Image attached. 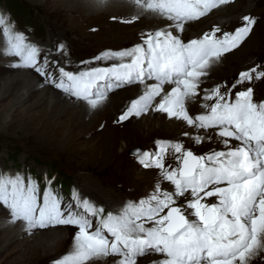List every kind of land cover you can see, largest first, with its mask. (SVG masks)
Segmentation results:
<instances>
[{
  "label": "snow or ice",
  "instance_id": "obj_1",
  "mask_svg": "<svg viewBox=\"0 0 264 264\" xmlns=\"http://www.w3.org/2000/svg\"><path fill=\"white\" fill-rule=\"evenodd\" d=\"M233 2L127 0L135 14L112 20L133 23L150 13L171 23L142 33L140 44L98 57L117 63L78 73L59 66L50 54L41 57L40 49L0 13L4 38L0 51L17 59L14 67L34 71L44 83L91 109L114 89L142 84L143 93L116 123L152 110L197 131L215 130L225 149L196 154L181 140L155 141V150L135 149L138 162L146 169H158L172 190L157 182L146 197L127 201L115 212H105L75 189L65 201L51 181L41 190L31 175L0 171V207L9 212L10 223L22 222L29 234L56 226L77 229L72 251L53 264H92L109 257L118 258L113 264H137L138 258L149 254L163 257L153 264H250L264 253V101L254 100L251 86L232 94L238 86L264 79V70L257 65L241 71L230 87L225 82L202 88L221 57L249 37L256 20L245 15L242 26L220 36L219 27L187 42L181 36L188 22ZM64 51L63 44L57 46V54ZM197 97L205 102L201 105L205 111L193 116L186 102ZM205 138L194 135L192 140L198 145ZM230 141L238 145L232 147ZM168 156L175 167L165 164ZM180 198L184 203H179Z\"/></svg>",
  "mask_w": 264,
  "mask_h": 264
},
{
  "label": "rangeland",
  "instance_id": "obj_2",
  "mask_svg": "<svg viewBox=\"0 0 264 264\" xmlns=\"http://www.w3.org/2000/svg\"><path fill=\"white\" fill-rule=\"evenodd\" d=\"M12 6L16 10L11 12ZM0 13L15 24L16 31L27 36L29 43L40 49L41 57L50 54V59L58 60L59 66L74 73L117 63L98 57L106 51L140 44L142 33L149 30L140 20L121 23L109 18L124 29L110 26L104 31H95L85 28L86 18L63 13L58 6H45L43 0H0ZM245 15L256 20L251 34L238 48L221 57L217 63L219 71L206 79L203 88L225 82L230 87L241 71L257 65L264 70V0H234L198 21L187 23L188 28L181 34L185 42L201 38L215 27L221 30L217 36L234 32L242 26ZM94 33L96 36H92ZM60 44L65 48L63 54L56 52ZM3 47L0 29V49ZM16 63L15 57L0 51V171L31 175L41 190L51 181V186L65 201L75 189L82 197L104 207L105 212H115L127 201L146 197L157 182L162 189L171 191L172 186L162 180L158 169L144 168L133 155L137 148L155 150L158 140H181L185 148L196 154L225 150L215 130H209V134L197 131L183 121L152 110L116 123L137 94L143 93L142 84L114 89L96 109H91L86 102L76 101L44 83L34 71L14 67ZM248 86L254 89L257 103L264 101V79L238 86L233 89V97L236 91ZM29 90L32 96L23 100ZM201 97L196 101H201ZM199 107L200 103H196L187 108L189 114L195 116L205 111ZM194 135L206 138L197 145L192 140ZM208 136L212 139L208 140ZM165 164L176 166L171 156L166 157ZM179 203H184L183 198ZM21 226L24 227L22 222L10 223L9 212L0 207V264H53L73 249L77 231L74 227L36 229L29 234L20 233ZM162 258L160 254H149L138 258L137 264H153ZM115 259L118 258H104L92 264H113ZM250 264H264V253L253 258Z\"/></svg>",
  "mask_w": 264,
  "mask_h": 264
},
{
  "label": "bare ground",
  "instance_id": "obj_3",
  "mask_svg": "<svg viewBox=\"0 0 264 264\" xmlns=\"http://www.w3.org/2000/svg\"><path fill=\"white\" fill-rule=\"evenodd\" d=\"M43 2L45 6L51 4L53 6L60 7L63 13H67L69 15H75L76 17H80V18H83V17L86 18L83 21V24H85L86 26L85 28L87 27L92 28L95 31L101 30V29L102 31H104V29H107L110 26H115L116 29H120V28L124 29V27L118 26L119 24L118 22L114 23V21H111V19L109 20V18L113 16H117L120 18L127 19L135 14V10L131 6L128 5L127 0H43ZM137 20H140L141 24H143L144 27L147 25L146 28L149 29L148 31H155L157 29L164 28V26L170 24V22L167 21L166 19L160 18L150 13H144L143 15H140V17ZM92 23L97 24V26L93 25ZM117 26L120 28H118ZM187 28L188 26L186 24L185 30ZM92 36H96V33H94V35ZM72 65L73 63L69 64V66H72ZM217 65L218 64H216L210 70L211 74L217 73L219 71V68ZM206 79H209V77ZM170 87L171 86L167 88L170 89ZM202 88H203V85H202ZM141 94L142 93L137 94V95H141ZM202 95L203 94L201 93V96ZM31 96H32V91L29 90L25 93L23 100L29 99ZM197 99L198 97L195 98L193 101L186 102V107L190 109L196 106V103H200V107L198 109H201L202 108L201 105L205 102L202 99L201 101L197 102L196 101ZM230 145L232 147H236L238 145V142L230 141ZM19 230H20V233L27 232L25 230V227H22V226H21V229Z\"/></svg>",
  "mask_w": 264,
  "mask_h": 264
},
{
  "label": "trees",
  "instance_id": "obj_4",
  "mask_svg": "<svg viewBox=\"0 0 264 264\" xmlns=\"http://www.w3.org/2000/svg\"><path fill=\"white\" fill-rule=\"evenodd\" d=\"M15 7H16V6H12V7H10V8H11V9H10L11 12H12V10H16Z\"/></svg>",
  "mask_w": 264,
  "mask_h": 264
}]
</instances>
